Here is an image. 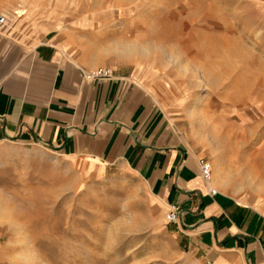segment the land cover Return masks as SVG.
Returning <instances> with one entry per match:
<instances>
[{"label": "rangeland", "instance_id": "374dc122", "mask_svg": "<svg viewBox=\"0 0 264 264\" xmlns=\"http://www.w3.org/2000/svg\"><path fill=\"white\" fill-rule=\"evenodd\" d=\"M18 8L72 28L100 66L140 70L211 164L209 186L264 198V0H0ZM167 212L128 173L0 152V264H203L171 238Z\"/></svg>", "mask_w": 264, "mask_h": 264}, {"label": "crops", "instance_id": "0c3cea01", "mask_svg": "<svg viewBox=\"0 0 264 264\" xmlns=\"http://www.w3.org/2000/svg\"><path fill=\"white\" fill-rule=\"evenodd\" d=\"M23 10L0 11V152L40 147L83 173H128L150 202L178 207L169 228L183 253L203 264H264L262 194L246 200L217 179L211 188L201 178V153L138 79L140 70L100 66L99 56L89 60L75 47L72 28ZM97 66L110 68L112 79H88Z\"/></svg>", "mask_w": 264, "mask_h": 264}, {"label": "built area", "instance_id": "2783aa9c", "mask_svg": "<svg viewBox=\"0 0 264 264\" xmlns=\"http://www.w3.org/2000/svg\"><path fill=\"white\" fill-rule=\"evenodd\" d=\"M5 23V17L0 14V25ZM87 78L92 81L108 80L112 79L113 71L108 67H98L86 74ZM199 169L201 178L205 183H208L211 179V165L208 161L204 159L199 160ZM212 194H215V190H210ZM178 207L174 204L169 206L168 212L166 214V221L170 224H175L177 222ZM210 264V263H207Z\"/></svg>", "mask_w": 264, "mask_h": 264}]
</instances>
